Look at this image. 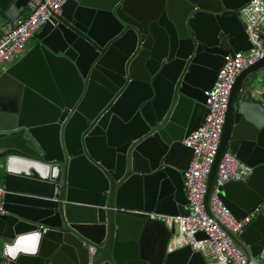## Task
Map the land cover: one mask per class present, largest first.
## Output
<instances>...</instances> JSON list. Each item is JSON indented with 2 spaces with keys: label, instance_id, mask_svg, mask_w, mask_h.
<instances>
[{
  "label": "water",
  "instance_id": "1",
  "mask_svg": "<svg viewBox=\"0 0 264 264\" xmlns=\"http://www.w3.org/2000/svg\"><path fill=\"white\" fill-rule=\"evenodd\" d=\"M249 1L69 0L34 34L0 73V259L206 264L147 213L188 214L182 141L202 125L224 57L250 49ZM28 2L0 0V20L12 26ZM262 70L264 59L235 78L203 194L214 219L223 156L252 168L216 189L238 221L260 208L240 236L216 221L245 264L264 250V90L250 83Z\"/></svg>",
  "mask_w": 264,
  "mask_h": 264
},
{
  "label": "built area",
  "instance_id": "2",
  "mask_svg": "<svg viewBox=\"0 0 264 264\" xmlns=\"http://www.w3.org/2000/svg\"><path fill=\"white\" fill-rule=\"evenodd\" d=\"M68 1L29 0L27 16L16 20L12 26L9 25L0 33V70L12 64L17 55L25 53L28 41L48 20L59 16L63 5ZM239 18L248 35L250 49L246 52L229 53L224 57V64L217 72L212 88L204 93L207 111L203 123L182 141L184 146L192 150L189 166L183 176L188 214L165 216L147 213L149 219L162 222L169 229H175L179 234L177 244L189 245L194 251L200 252L206 264L246 263L242 253L232 245L216 221L240 236L260 209L255 208L238 221L217 197V187L229 182L246 181L252 173V168L229 153H226L220 162L217 182L210 199L214 219L210 218L203 208L205 182L216 154L235 78L242 70L264 59V0H250L239 9ZM5 194L4 186L0 183V216L7 213L3 208ZM198 232H203L207 239L196 241L194 235ZM93 252V247H88L90 258ZM256 260L263 264L264 250L256 256ZM7 263L8 260L0 259V264Z\"/></svg>",
  "mask_w": 264,
  "mask_h": 264
},
{
  "label": "crops",
  "instance_id": "3",
  "mask_svg": "<svg viewBox=\"0 0 264 264\" xmlns=\"http://www.w3.org/2000/svg\"><path fill=\"white\" fill-rule=\"evenodd\" d=\"M27 14H28V9H27V6H26V10H25V12L20 16L19 19L24 18L25 16H27ZM8 26H9L8 23H6V22L0 20V33L3 32V30H4L5 28H7ZM32 39H33V38H31V39L28 41V43H27V45H26V51H27L28 49H30V48L34 45L35 42H32ZM26 51H25V52H26ZM23 54H24V53L17 55V56L14 58L13 63H15L16 61H18V60L23 56ZM13 63H12V64H13ZM12 64H9V65H7V66H5V67H8V66H10V65H12ZM5 67H4V68H5ZM2 70H3V69L0 70V73L2 72ZM254 78H255V76L253 75V76L251 77L250 83L256 85V90H257V92H261L262 90H264V84H260L258 81H257V83H256V82H255L256 78H255V79H254ZM0 183L3 185V182H2L1 180H0ZM178 235H179V234H178L177 231H176V237H178ZM174 245H177L175 241L173 242L172 247H174Z\"/></svg>",
  "mask_w": 264,
  "mask_h": 264
},
{
  "label": "rangeland",
  "instance_id": "4",
  "mask_svg": "<svg viewBox=\"0 0 264 264\" xmlns=\"http://www.w3.org/2000/svg\"><path fill=\"white\" fill-rule=\"evenodd\" d=\"M32 42H35L34 38L32 39ZM254 76L256 78L255 80L256 83L258 81L260 84H264V70L257 72L256 74H254Z\"/></svg>",
  "mask_w": 264,
  "mask_h": 264
}]
</instances>
